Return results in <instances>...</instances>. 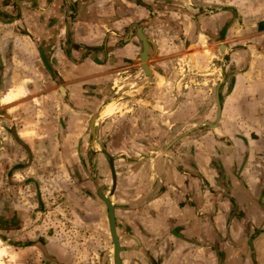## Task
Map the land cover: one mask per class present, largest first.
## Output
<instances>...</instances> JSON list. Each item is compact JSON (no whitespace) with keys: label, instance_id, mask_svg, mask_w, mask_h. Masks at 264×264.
Instances as JSON below:
<instances>
[{"label":"crops","instance_id":"crops-1","mask_svg":"<svg viewBox=\"0 0 264 264\" xmlns=\"http://www.w3.org/2000/svg\"><path fill=\"white\" fill-rule=\"evenodd\" d=\"M0 23L17 28L0 39L9 46L0 55V75L13 85L1 103L36 92L52 119L71 105L80 116L102 103L144 116L145 133L127 136L151 142L126 151L144 157L127 163L121 180L120 264H264V0H0ZM136 25L148 39L150 82L140 69ZM180 66L209 70L203 78L212 82L214 103L221 66L220 114L207 122L213 129L177 132V107L166 103H182ZM71 116L62 118L69 123ZM13 130L30 158L24 135ZM119 184L116 177L114 191ZM14 229L21 232L22 223ZM54 244L42 241L51 258L40 264H113L71 261ZM24 246L16 247L36 248Z\"/></svg>","mask_w":264,"mask_h":264},{"label":"rangeland","instance_id":"rangeland-1","mask_svg":"<svg viewBox=\"0 0 264 264\" xmlns=\"http://www.w3.org/2000/svg\"><path fill=\"white\" fill-rule=\"evenodd\" d=\"M8 27L4 28L0 23V39L5 33L17 31L14 26ZM6 47H9L8 44H1L0 55L7 50ZM213 62L210 66L214 70L210 77L218 71L219 60ZM2 66L0 62V68ZM180 71L183 74L181 89H177L176 97L182 103H166L167 107H177L174 121L181 123L177 126V132L181 126V131H189L190 128H200V131L213 129L212 125L201 123H212L216 117L212 82L203 78L209 70L205 67L195 70L190 66L182 69L180 66ZM22 82L32 87L31 81ZM207 83L209 89H204L200 94L199 88L207 87ZM11 84L5 76L0 75V97L9 86H13ZM23 93L10 102H0V264H40L46 261L34 247H16L17 238L37 237L45 243H55V248L71 261L110 262L112 245L105 208L96 194L98 188L106 195L110 189L108 160L101 150L112 157L115 176L121 183V187L113 190L109 198L115 208L116 235L123 240L126 235L125 205L122 202L125 195L122 183L125 165L132 159L144 157L143 154L132 156L126 151L130 147L140 150L149 148L148 142H151L145 140L144 134H139L144 139L133 137L129 141L127 136L131 135V131L145 133L146 125L142 124L144 116L138 117L141 116L140 110L117 106L116 103H102L93 112L87 111L86 115L80 113V116L77 107L71 105L65 114L60 112V118H57L59 112L53 113L56 116L52 119L51 111L47 110L48 114L45 115L43 110L49 103H39L33 97L36 92ZM93 113L99 115L95 119V133L91 140L88 120ZM66 114L73 115L69 123L62 118ZM11 128L24 135L32 151L30 158L11 137ZM163 143L159 147H163ZM151 144L156 146V143ZM4 222L7 224L4 225ZM20 223L21 232L14 231ZM2 225L7 229H2ZM242 244L243 248H247L244 240ZM247 264L252 263L249 261Z\"/></svg>","mask_w":264,"mask_h":264},{"label":"water","instance_id":"water-1","mask_svg":"<svg viewBox=\"0 0 264 264\" xmlns=\"http://www.w3.org/2000/svg\"><path fill=\"white\" fill-rule=\"evenodd\" d=\"M223 31H224V28L221 31L220 37L222 36ZM135 34L141 43V52L139 55L140 69L143 73V76L146 78V80L148 82H150L152 79L151 73H150V69L146 65V60L148 58V55H147L148 39L142 33L140 25H136ZM190 48H191V44H189L187 46L186 55L189 59V62L192 63L193 57L191 58V56H190L191 53L188 50ZM219 48L221 49V47H219ZM220 73H221V79L219 81H217L215 86H214V97H215V102H216L215 106H216V117L217 118L219 117L220 109H221L220 103H219V96H218V86L221 83L222 79L224 78V73H223L221 66H220ZM96 118H97V113H93L92 115H90V118L88 120V130H89L91 140H93L94 133H95L94 123H95ZM201 123H205V124L209 125L206 121H202ZM11 133L15 137V133H14L13 128L11 130ZM101 152L103 153V155L108 160V168H109V174H110V189L108 191V194L106 195L105 193H103L101 191V188H98L96 190V194L101 199V201L104 205V208H105L107 228H108V233H109V237H110V241H111V245H112V261H113V264H120L118 254H119V251L122 249V247L119 245L118 238L116 235L113 204L111 203L110 198H109V196L113 193V190L115 188L116 176H115L112 157L103 149L101 150Z\"/></svg>","mask_w":264,"mask_h":264},{"label":"flooded vegetation","instance_id":"flooded-vegetation-1","mask_svg":"<svg viewBox=\"0 0 264 264\" xmlns=\"http://www.w3.org/2000/svg\"><path fill=\"white\" fill-rule=\"evenodd\" d=\"M11 130H12V128L9 130V133H10V135H11V137L14 139V140H16V138L12 135V133H11ZM5 224H7V222H4V225ZM2 229H4V230H6L7 228H6V226H3L2 225ZM18 243V245H20V246H22V247H25L24 245H35L36 246V248L38 247V248H40V253H41V255L43 256V257H48V258H51V256H48V255H46V253H45V250H44V248H42V246H41V243H42V241H40L39 239H37V240H34L33 242L31 241H23V240H19V241H17ZM42 248V249H41Z\"/></svg>","mask_w":264,"mask_h":264},{"label":"bare ground","instance_id":"bare-ground-1","mask_svg":"<svg viewBox=\"0 0 264 264\" xmlns=\"http://www.w3.org/2000/svg\"><path fill=\"white\" fill-rule=\"evenodd\" d=\"M191 58H192V55L190 54ZM112 108V107H111Z\"/></svg>","mask_w":264,"mask_h":264}]
</instances>
